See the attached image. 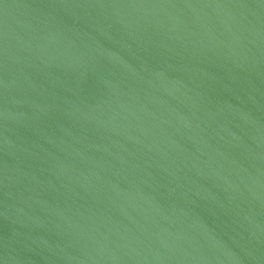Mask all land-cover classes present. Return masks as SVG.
<instances>
[{
    "label": "water",
    "instance_id": "water-1",
    "mask_svg": "<svg viewBox=\"0 0 264 264\" xmlns=\"http://www.w3.org/2000/svg\"><path fill=\"white\" fill-rule=\"evenodd\" d=\"M0 264H264V0H0Z\"/></svg>",
    "mask_w": 264,
    "mask_h": 264
}]
</instances>
